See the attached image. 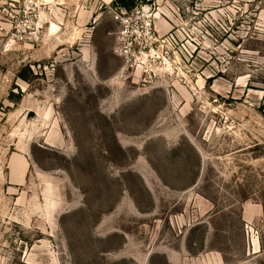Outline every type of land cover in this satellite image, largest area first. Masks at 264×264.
<instances>
[{
    "label": "rangeland",
    "instance_id": "rangeland-1",
    "mask_svg": "<svg viewBox=\"0 0 264 264\" xmlns=\"http://www.w3.org/2000/svg\"><path fill=\"white\" fill-rule=\"evenodd\" d=\"M116 1L0 0V264H264V0Z\"/></svg>",
    "mask_w": 264,
    "mask_h": 264
},
{
    "label": "built area",
    "instance_id": "built-area-1",
    "mask_svg": "<svg viewBox=\"0 0 264 264\" xmlns=\"http://www.w3.org/2000/svg\"><path fill=\"white\" fill-rule=\"evenodd\" d=\"M19 7L11 32L10 42H24L38 38L45 28V14L57 5L75 6L78 10H90L98 0H13ZM104 1V0H103ZM14 4V6H16ZM20 13V14H19ZM151 24H147L149 28Z\"/></svg>",
    "mask_w": 264,
    "mask_h": 264
},
{
    "label": "trees",
    "instance_id": "trees-1",
    "mask_svg": "<svg viewBox=\"0 0 264 264\" xmlns=\"http://www.w3.org/2000/svg\"><path fill=\"white\" fill-rule=\"evenodd\" d=\"M134 0H117L116 3L120 4V6H123L125 8H131L133 6Z\"/></svg>",
    "mask_w": 264,
    "mask_h": 264
},
{
    "label": "bare ground",
    "instance_id": "bare-ground-1",
    "mask_svg": "<svg viewBox=\"0 0 264 264\" xmlns=\"http://www.w3.org/2000/svg\"><path fill=\"white\" fill-rule=\"evenodd\" d=\"M47 1H51V0H47ZM170 259H171V261H172V260L175 261V260H174V256H171Z\"/></svg>",
    "mask_w": 264,
    "mask_h": 264
}]
</instances>
